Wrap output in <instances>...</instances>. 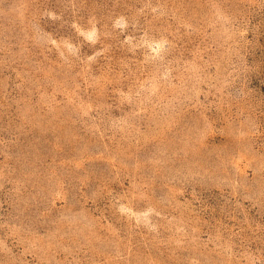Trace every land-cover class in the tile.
<instances>
[{
  "label": "rangeland",
  "instance_id": "374dc122",
  "mask_svg": "<svg viewBox=\"0 0 264 264\" xmlns=\"http://www.w3.org/2000/svg\"><path fill=\"white\" fill-rule=\"evenodd\" d=\"M0 264H264V0H0Z\"/></svg>",
  "mask_w": 264,
  "mask_h": 264
}]
</instances>
